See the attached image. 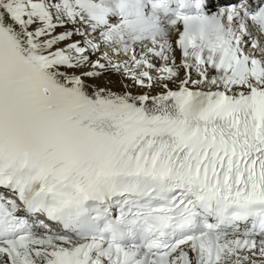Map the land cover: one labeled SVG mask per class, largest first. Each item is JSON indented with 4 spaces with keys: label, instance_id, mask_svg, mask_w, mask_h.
I'll return each instance as SVG.
<instances>
[{
    "label": "snow or ice",
    "instance_id": "obj_1",
    "mask_svg": "<svg viewBox=\"0 0 264 264\" xmlns=\"http://www.w3.org/2000/svg\"><path fill=\"white\" fill-rule=\"evenodd\" d=\"M262 38L264 0H0V264H264Z\"/></svg>",
    "mask_w": 264,
    "mask_h": 264
},
{
    "label": "bare ground",
    "instance_id": "obj_2",
    "mask_svg": "<svg viewBox=\"0 0 264 264\" xmlns=\"http://www.w3.org/2000/svg\"><path fill=\"white\" fill-rule=\"evenodd\" d=\"M128 83H131V82L129 81ZM132 91L135 92V91H137V89L136 88H133Z\"/></svg>",
    "mask_w": 264,
    "mask_h": 264
}]
</instances>
